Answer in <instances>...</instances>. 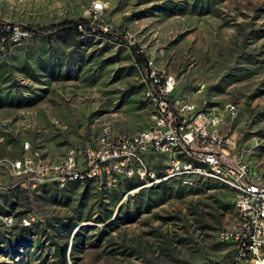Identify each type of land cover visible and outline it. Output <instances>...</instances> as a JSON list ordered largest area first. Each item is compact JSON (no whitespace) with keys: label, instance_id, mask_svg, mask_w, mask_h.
<instances>
[{"label":"rangeland","instance_id":"374dc122","mask_svg":"<svg viewBox=\"0 0 264 264\" xmlns=\"http://www.w3.org/2000/svg\"><path fill=\"white\" fill-rule=\"evenodd\" d=\"M93 1L103 5L96 13ZM77 18L93 24L78 34L51 31ZM0 20L32 31L0 45V212L13 218L0 226V264H58L63 243L66 264L224 263L232 247L215 233L232 218V194L222 186L169 180L97 191L47 180L43 191L10 162L24 142L26 154L54 161L71 147L92 149L101 125L147 126L133 46L173 75V94L196 108L234 105L219 131L264 183V0H2ZM75 231L83 243L74 247Z\"/></svg>","mask_w":264,"mask_h":264},{"label":"built area","instance_id":"2783aa9c","mask_svg":"<svg viewBox=\"0 0 264 264\" xmlns=\"http://www.w3.org/2000/svg\"><path fill=\"white\" fill-rule=\"evenodd\" d=\"M102 7V3L93 1L89 10L96 13ZM77 29L83 32L80 25ZM31 33L25 25L0 20V45L18 43ZM139 82L147 126L133 132H115L101 125L92 149L71 147L54 161L41 159L35 151L26 154L29 145L24 142L22 155L10 162L11 168L29 174L32 187L47 180L57 187L88 182L99 191L132 177L142 184L174 180L205 190L215 183L232 194V218L215 233L218 241L232 247L222 264H264V183L233 152V136L219 131L224 118L233 115L234 105L228 102L221 108H196L185 97L173 94V75L159 73L148 60L139 71ZM199 91L197 88L195 94ZM31 220L27 214L21 224L28 225ZM12 222L10 214L0 213V226L9 227Z\"/></svg>","mask_w":264,"mask_h":264},{"label":"trees","instance_id":"16d2710c","mask_svg":"<svg viewBox=\"0 0 264 264\" xmlns=\"http://www.w3.org/2000/svg\"><path fill=\"white\" fill-rule=\"evenodd\" d=\"M93 23L89 20V19H86V18H77L75 20H64L63 22L55 25L54 27L51 28V31L56 33L57 35H61V36H66V35H71V34H78L80 33V31L77 29V26L80 25L82 30H86L88 28L91 27ZM100 30V29H99ZM100 34H105V33H102V32H99ZM106 34H108L110 37L113 36L110 32H107ZM115 39L120 42V43H125L121 37L119 38H116ZM130 50H131V53H132V56H133V59H134V62H135V65L136 67H138V69H142L143 66L145 65V61H144V58L142 57V55L140 53H137L135 52V49L133 46H129ZM142 102V101H141ZM124 182L125 183V186L127 188H132L134 186H137V185H140L142 184V181L135 178V177H132V178H123V179H120L117 184L113 187H110L109 189H114L117 185H119L120 183ZM165 181H162L160 183H157L155 185H158V184H162L164 183ZM72 184H79L77 182H71ZM46 183H41L38 188H43L45 186ZM70 184V183H68ZM215 183H210L209 185H207V189H211L212 188V185H214ZM83 186L85 187H90V184L88 182L82 184ZM152 185V184H151ZM217 185V184H216ZM43 191H46L47 189L43 188L42 189ZM104 189L102 190H99V191H103ZM1 213V212H0ZM3 214V213H2ZM72 226L73 225H69L68 228H67V231L71 230L72 229ZM21 230V237L23 238H27L28 235H29V230L27 227H24L22 226L20 228ZM83 235L82 233L78 232V231H75L71 237V243L72 245L75 247L77 245H81L83 242ZM64 248H65V243H63V245L61 247H56L55 248V251H54V255L56 256V259H57V262L58 264H66V261H65V251H64Z\"/></svg>","mask_w":264,"mask_h":264}]
</instances>
